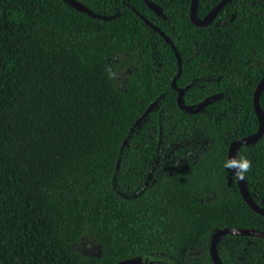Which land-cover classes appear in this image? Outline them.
Masks as SVG:
<instances>
[{
    "label": "trees",
    "instance_id": "trees-1",
    "mask_svg": "<svg viewBox=\"0 0 264 264\" xmlns=\"http://www.w3.org/2000/svg\"><path fill=\"white\" fill-rule=\"evenodd\" d=\"M79 1L112 16L0 0V264H213L217 228L264 231L227 158L259 124L264 0H230L206 25L190 21V0H152L164 17L144 0ZM217 1L197 0V16ZM138 12L178 51L184 103L216 99L180 108L174 49ZM236 152L264 207V132ZM217 252L259 264L264 236L225 233Z\"/></svg>",
    "mask_w": 264,
    "mask_h": 264
},
{
    "label": "water",
    "instance_id": "water-1",
    "mask_svg": "<svg viewBox=\"0 0 264 264\" xmlns=\"http://www.w3.org/2000/svg\"><path fill=\"white\" fill-rule=\"evenodd\" d=\"M64 1L67 2L69 5H71L73 8H75L77 10L84 11V12H86L89 15L94 16V17L106 19V18H109L112 16V15H103L100 13H96L92 9H90L86 5H84L82 2H80L79 0H64ZM228 1H230V0H218L202 17H198L196 14L197 0H190L189 1V19L192 23H194L196 25H206L213 19V17L217 14V12L220 10V8L224 4H226ZM144 2L146 3V5L151 10H153L154 12H156V13H158L164 17V14L162 13V8L157 3H155L152 0H144ZM138 14L140 17H142V19L145 21V23H147L153 29L158 31L164 37V39L169 42L171 47L174 49V52H175V55L177 58V63H178V71H177L176 75L171 80V86L177 91L176 99H177V102H178V105L180 106V108L184 109L186 111L196 112V111L200 110L204 105L209 103L210 101L216 99L218 97V94H211V95L204 97L202 100H200L196 103H193V104L184 103V101H183L184 89H183V87H179L176 85V76L179 75L180 67H181V60H180V56H179L178 51L176 50L173 42L171 41V39L169 38L168 35H166L158 26L153 24L150 20L145 18L142 14H140L139 12H138ZM263 87H264V74L260 77V79L256 83V86H255L253 93H252V104H253V108H254V111L257 115L258 122H259L257 129L255 131H253L252 133H249L247 135L232 139L229 142V145L227 148V158L229 160L230 166H231L232 171L234 173L235 181L237 183V186H238V189H239V192L241 194L242 199L247 203V205H249V207L251 209H253L254 211H256L257 213H259L261 215H264V207L257 204L252 199V197L250 196V194L247 190L245 180H244V176L242 173V169L240 167V164H239V161L237 158L236 150H237V147L242 145V144H246V143L256 141L264 132V111L259 104V95H260V92L263 89ZM155 104H156V100H153L151 103H149L147 105V107L143 110L141 115H139L136 118L133 126L138 124L140 122V120L154 107ZM229 181H230V179L228 180V182ZM225 233L264 236V231L253 228V227H236V226L226 225V226H222V227L217 228L213 232V234L210 238V242H209V254H210V257H211L213 264H222L220 257L218 255V252H217V241ZM140 262H141V257L135 256V257H129V258L121 259L120 261H118V264H139ZM259 264H264V260L262 262H260Z\"/></svg>",
    "mask_w": 264,
    "mask_h": 264
}]
</instances>
